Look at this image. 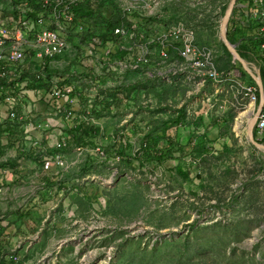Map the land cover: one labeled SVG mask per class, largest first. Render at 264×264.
I'll use <instances>...</instances> for the list:
<instances>
[{
  "label": "rangeland",
  "instance_id": "1",
  "mask_svg": "<svg viewBox=\"0 0 264 264\" xmlns=\"http://www.w3.org/2000/svg\"><path fill=\"white\" fill-rule=\"evenodd\" d=\"M230 1L116 0L121 9L131 8L126 12L129 29L147 39L182 24L210 51L221 81L207 79L202 85L200 78H187L176 49L161 58L155 44L144 66L133 67L137 48L122 59L107 57L103 50L139 44L120 38L97 49L101 65L89 56L87 41L49 62L58 74L50 89L70 87L74 102L50 89L26 90V82L21 84L15 106L19 134L0 135L8 141L0 145V264H264V150L248 139L260 99L254 107L243 92L245 86L259 87L244 68L254 83L242 76L239 65L227 74L220 70L228 62L220 27L222 9ZM257 1L252 15L264 21V0ZM76 58L78 65L72 62ZM247 61L260 73L257 61ZM27 66L31 71L32 64ZM82 67L92 70L98 84L62 82L59 75ZM120 84L131 87L125 98L111 92ZM115 95L121 102L112 99ZM102 100L109 107L96 116L94 105ZM0 106V111L8 107ZM181 107L186 119L170 132L183 143L206 134L212 149L205 161L189 155L181 160L188 179L176 170L178 152L162 164L138 157L144 136L161 133ZM66 110L72 111L68 119ZM231 111L236 140L220 137L218 127L210 125ZM80 120L100 127L93 145L66 142L67 148L47 152ZM256 127L257 122L254 132ZM225 145L233 151L218 155ZM35 146L42 162L17 157Z\"/></svg>",
  "mask_w": 264,
  "mask_h": 264
},
{
  "label": "trees",
  "instance_id": "2",
  "mask_svg": "<svg viewBox=\"0 0 264 264\" xmlns=\"http://www.w3.org/2000/svg\"><path fill=\"white\" fill-rule=\"evenodd\" d=\"M43 1L44 0H13V9L9 10L8 6L5 5V9L0 12V26H6L9 30L10 36H13L15 32L18 21L22 18H36L43 11ZM228 4L224 5L223 12L225 13ZM257 6L254 0H237V3L234 7L233 13L231 15L227 35L228 39L236 45L240 55L250 60L253 58L259 63L260 66V76L264 85V21L259 17H253L254 11H256ZM72 12L75 15L74 21L71 24L69 31L66 34V38L71 41L74 45L83 44L86 42L89 44V40L92 36H98L101 38L103 43L106 45L108 42L119 41L120 36H117L114 33L115 27L119 25H125L131 27V22L127 20V13L123 12L122 9L117 4L116 0H88L80 2L76 7H73ZM246 12V13H245ZM147 20L151 21V18ZM79 25H82V30H77ZM134 43L135 42H145L148 35H142L141 31L134 29ZM79 44H76L78 43ZM225 55L228 58V62L224 63L220 70L222 73L227 74L230 72L236 65L240 66L241 74L243 77L248 76L249 79L254 83V79L243 69L241 63L234 60L233 55L229 52L224 42H221ZM135 45V44H134ZM136 46V45H135ZM134 46V48H135ZM133 48V49H134ZM173 49V48H170ZM81 50V47H79ZM169 51V49H168ZM80 53V52H79ZM130 52L121 50L120 47H116L112 51V55L119 59L125 58ZM66 56H59L57 59H61ZM78 59H72L73 63L78 65ZM46 76L44 78L37 79L32 71L28 69L24 70V73L21 77L15 78L14 80L9 81L7 78L0 77V103L4 102L5 98L10 94L19 93L22 90L21 84L26 82L24 88L27 89H50L51 80L53 76L58 75L57 72L50 68V66L45 69ZM59 75L62 78V82L65 85L75 84L77 80H85L87 83H97V76L92 72L91 69L82 67L81 70L75 69L74 72ZM256 84V83H255ZM127 84H120L112 88L111 92L122 93L124 96H128V91L130 90ZM51 90V89H50ZM112 92V93H113ZM130 92V91H129ZM258 98L260 99L259 88L256 91ZM75 94L71 93L73 97ZM118 102H121L122 98L114 96L112 98ZM87 97L83 94L82 101L85 102ZM108 101H100L95 103L93 114L100 116L102 114L103 108H108ZM101 104V105H100ZM69 106V105H68ZM98 107V108H97ZM264 111V108H263ZM186 119V110L181 107L177 110L175 117L170 119L165 123L162 128L161 133L148 132L144 139L142 140L141 147L138 153L140 159H146L151 161H156L159 164L164 163L169 158L173 156L176 152L179 153V160L181 161L186 155L192 156V158L204 159L208 158L212 154V149L207 145L208 139L206 134L201 135H191L186 143L180 141L178 134H172L170 131L173 127H178L183 120ZM234 119L233 112H228L225 118H213L210 125L217 126L219 129V136L225 138L235 139L234 132L232 131L231 122ZM19 118L10 119L6 118L2 123H0V135L6 133L7 137L10 139L18 133V124ZM27 119L23 122L25 123ZM101 133V129L96 125H89L85 121H78L74 126H71L67 129L65 136L67 144L70 147H82L86 145H93L95 137ZM264 133V132H263ZM255 138L264 143V135L260 138L258 137V129L256 127L254 132ZM165 141L166 145H159L160 141ZM196 140V141H195ZM47 140L43 143L47 146ZM9 145L14 144V142L9 140ZM66 144V145H67ZM64 148H67L65 146ZM63 148V149H64ZM48 151L52 154L58 152L62 149L59 147H48ZM22 150V149H21ZM126 149H121L119 152L121 155L125 154ZM1 151V147H0ZM233 151V147L225 145L221 152L217 154L222 156L229 154ZM1 153V152H0ZM42 153L40 147H31L30 150L20 151L19 155L24 156L27 159L33 161L42 162L40 160ZM177 172L182 175L184 178H189V173L183 170L182 161L176 167ZM82 172H86L85 168L82 169ZM65 181V180H63ZM62 183H59L61 186ZM205 188V186H204Z\"/></svg>",
  "mask_w": 264,
  "mask_h": 264
},
{
  "label": "built area",
  "instance_id": "3",
  "mask_svg": "<svg viewBox=\"0 0 264 264\" xmlns=\"http://www.w3.org/2000/svg\"><path fill=\"white\" fill-rule=\"evenodd\" d=\"M83 1L88 0H44L43 11L39 16L36 18L22 17L18 21L13 36H10L6 26H0V77L7 78L9 81L17 79L27 69L28 63H31L30 70L35 73L36 78H44L45 69L49 66L50 61L59 56L69 55L73 51L75 46L66 38V34L75 18L72 12L73 7ZM254 2L257 5L258 1L254 0ZM5 5L9 10H12L13 0H0V12L5 9ZM130 10V7L122 8L123 12ZM260 14L264 15V11H261ZM114 33L125 40H133L135 36L134 32L123 24L115 27ZM154 44L159 46L161 58L167 56L168 49H176L179 59L183 61L182 64H185V67L180 69L189 71L187 78H200L202 85L207 79H212L215 82L221 81L210 51L199 46L192 32L186 30L182 24L172 25L167 30L157 33L155 37L135 44L139 54L132 61L133 67L144 66L149 62L151 45ZM104 46L105 44L98 36H92L87 46L89 56L100 65L101 63L97 60V49L99 47L104 49ZM133 48L134 46L129 48L123 44L120 45V49L125 51H131ZM103 53L107 57L112 54L111 49L103 50ZM51 90L54 96L74 102L70 87L60 88L56 85ZM256 91L257 89L253 86L243 87L245 96L250 103L254 104V107L258 97ZM17 94L10 93L5 98L4 103L8 107L4 109L5 112L0 111V123L6 118L15 119L18 117L15 110V106L18 105ZM71 115L72 111L66 110L65 118L68 119ZM257 129L258 132H264L263 110L258 113ZM65 145V138L57 143L59 148ZM14 258L18 257L14 256Z\"/></svg>",
  "mask_w": 264,
  "mask_h": 264
},
{
  "label": "water",
  "instance_id": "4",
  "mask_svg": "<svg viewBox=\"0 0 264 264\" xmlns=\"http://www.w3.org/2000/svg\"><path fill=\"white\" fill-rule=\"evenodd\" d=\"M237 3V0H231L226 11L225 14L223 16L222 22H221V27H220V34H221V39L224 42V44L226 45L227 49L229 50V52L233 55L234 59L238 62L241 63V65L243 66V68L255 79V81L257 82V85L259 87V91H260V103H259V107L257 110V113L255 114V117H253L252 121L249 124V129H248V139L249 141L257 148L264 150V143L259 142L255 136H254V126L257 122V117H258V113L259 111L263 110L264 108V85H263V81L261 79L260 73L258 72H254L251 67L250 64L248 63V61L246 59H244L240 53L237 50V47L235 44H233L229 39H228V35H227V30H228V24L231 18V15L233 13L234 7ZM257 73V74H256Z\"/></svg>",
  "mask_w": 264,
  "mask_h": 264
},
{
  "label": "crops",
  "instance_id": "5",
  "mask_svg": "<svg viewBox=\"0 0 264 264\" xmlns=\"http://www.w3.org/2000/svg\"><path fill=\"white\" fill-rule=\"evenodd\" d=\"M0 109H3L2 106H0ZM1 112H5V110H2ZM8 141L3 140L2 138H0V145H5ZM15 160V159H14ZM0 162H3V160L1 159ZM7 172V170H6ZM1 190V189H0Z\"/></svg>",
  "mask_w": 264,
  "mask_h": 264
},
{
  "label": "bare ground",
  "instance_id": "6",
  "mask_svg": "<svg viewBox=\"0 0 264 264\" xmlns=\"http://www.w3.org/2000/svg\"><path fill=\"white\" fill-rule=\"evenodd\" d=\"M251 69L254 71V69H253L252 67H251ZM255 72H256V71H255ZM244 114H246V113H244ZM244 114H243V115H244ZM246 115H247V114H246ZM251 121H252V120H251ZM251 121H250V122H251Z\"/></svg>",
  "mask_w": 264,
  "mask_h": 264
}]
</instances>
